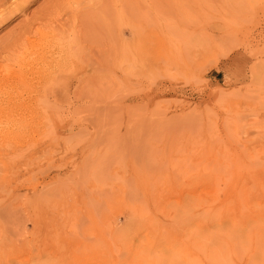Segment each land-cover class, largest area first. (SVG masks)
Masks as SVG:
<instances>
[{
  "label": "rangeland",
  "instance_id": "1",
  "mask_svg": "<svg viewBox=\"0 0 264 264\" xmlns=\"http://www.w3.org/2000/svg\"><path fill=\"white\" fill-rule=\"evenodd\" d=\"M11 1L0 47L45 36L0 60L40 122L0 123V264H264V0Z\"/></svg>",
  "mask_w": 264,
  "mask_h": 264
},
{
  "label": "bare ground",
  "instance_id": "2",
  "mask_svg": "<svg viewBox=\"0 0 264 264\" xmlns=\"http://www.w3.org/2000/svg\"><path fill=\"white\" fill-rule=\"evenodd\" d=\"M4 1H6V0H4ZM59 1V0H58ZM58 1H55V3L53 2V5H56V6H58V5H60V4H58L57 5V3L56 2H58ZM62 1V0H61ZM2 2V1H1ZM11 2H13V0L11 1ZM4 3V2H3ZM6 3V2H5ZM64 4H65V2H64ZM6 5V4H5ZM62 5H63V3H62ZM2 6V5H1ZM4 6V5H3ZM65 6V5H64ZM6 7V6H5ZM5 7L3 8L2 7V9L3 10H5ZM57 8V7H56ZM83 8V7H82ZM54 9V8H53ZM61 9V8H60ZM140 9V8H139ZM1 10V9H0ZM53 11V10H52ZM143 11V10H142ZM138 12H140V11H138ZM51 13V12H50ZM57 13V12H56ZM1 14V13H0ZM3 15H1L0 17H2ZM11 15H8V16H6V17H4L3 18V20H2V22L0 23V26L2 25V24H4L9 18H11L10 17ZM44 17V16H43ZM37 18H38V16H37ZM33 19V18H32ZM36 19V18H35ZM27 20V19H26ZM136 20V19H135ZM36 21V20H35ZM26 22H28V21H26ZM33 22L34 21H30V22H28V24L26 25L25 23H24V27H23V29L20 31V32H16L15 34H16V37L11 41L10 39H12L11 37H10V39L9 40H7L8 38H9V36H8V38L6 39L7 41H9L8 43H7V41L6 42H4L5 44H3V46H1L0 47V60H5L4 62H6V60H8L9 62L11 61L10 59H11V57H8V56H10L11 54L10 53H13V50L14 49H16V48H14L13 50L11 49L12 47H17V46H21V44L24 42V45H25V43L27 44V45H29L30 46V49H33L34 48V46H35V41H29V35H31L32 33H34V34H37V35H41V36H45L42 32H40L39 31V29H37V30H35L34 28H33ZM37 22H39V21H37ZM133 22H135L134 20H133ZM42 24V23H41ZM131 24H133V23H131ZM26 25V26H25ZM130 27H131V25H129ZM44 27H45V25H44ZM38 28V27H37ZM34 29V30H33ZM41 29V28H40ZM125 29V28H124ZM143 29V28H142ZM34 31V32H33ZM147 31V30H146ZM45 32V31H44ZM134 32H136V31H134ZM53 34H55V33H53ZM135 34V33H134ZM146 34V33H145ZM36 35V36H37ZM33 36V35H32ZM35 36V37H36ZM55 36V35H54ZM136 36V35H135ZM13 37V36H12ZM39 37V36H38ZM31 38V37H30ZM33 38H34V36H33ZM41 38V37H40ZM58 38V37H57ZM141 38V36H138V38L137 39H140ZM32 39V38H31ZM36 39V38H35ZM42 39V38H41ZM60 39V38H59ZM136 39V40H137ZM5 40V39H4ZM64 40V39H63ZM71 40V39H70ZM135 40V39H134ZM135 40V41H136ZM141 40H142V38L140 39V40H138V43L139 44H142V42H141ZM48 41V40H47ZM49 41H51V39L49 40ZM66 41V40H65ZM155 41H156V39H155ZM28 42V43H27ZM157 42V45L158 44H163V42L164 41H156ZM44 43V42H43ZM46 43V42H45ZM59 44H61L60 42H58ZM67 43H69L70 44V41L68 42L67 41ZM151 43V42H150ZM149 43V44H150ZM153 43V42H152ZM1 44V45H2ZM53 44V43H52ZM51 44V45H52ZM44 45V44H43ZM47 45H50V44H47ZM46 45V46H47ZM63 45H64V42H63ZM66 45V47H68L67 46V44H65ZM138 45V44H137ZM26 46V45H25ZM45 46V47H46ZM59 46V45H58ZM62 46V45H61ZM156 46V45H155ZM21 47H24L23 45L21 46ZM21 49V48H20ZM44 49H46V48H44ZM68 49V48H67ZM66 49V50H67ZM11 50H12V52H11ZM18 50H19V48L17 49V52H18ZM109 50V49H108ZM33 51V50H32ZM43 51V50H42ZM68 51H69V49H68ZM8 52H10V53H8ZM16 52V51H15ZM36 52V51H35ZM43 52H45V51H43ZM109 52V51H108ZM23 53H24V51H23ZM59 53V52H58ZM57 53V54H58ZM64 53V52H63ZM67 54H68V52H66ZM10 54V55H9ZM13 54H15V53H13ZM22 54V53H21ZM61 54V53H60ZM109 54V53H108ZM64 55V54H63ZM102 55V54H101ZM12 56V55H11ZM15 56V55H14ZM13 56V57H14ZM29 56V55H28ZM37 56V55H36ZM44 56V55H43ZM57 56H59V55H57ZM16 57V56H15ZM41 57V56H40ZM51 57V56H50ZM73 58V57H72ZM13 59V58H12ZM19 59V58H18ZM18 59H16V60H18ZM49 59V58H48ZM62 59V58H61ZM120 59V58H119ZM37 60V59H36ZM38 60H39V58H38ZM51 60V59H50ZM53 60V59H52ZM48 61V60H47ZM121 61H122V58H121ZM4 62H2V63H4ZM8 62V63H9ZM12 62V61H11ZM16 62V61H15ZM1 63V62H0ZM1 63V64H2ZM13 63H14V59H13ZM25 61L23 60V61H18L17 62V66H15V67H18L16 70H14L13 68H15L14 67V65L11 63H9L10 65L8 66H0V68L1 69H4L5 71H6V74L7 75H11V74H14L16 77H19V78H21V79H25V80H27L28 78H29V76H30V74H32L31 73V68H35L36 66L35 65H25ZM28 63V62H27ZM30 63V62H29ZM54 63V62H53ZM74 63H76V61H74ZM15 64V63H14ZM44 64H45V62H44ZM63 64H65L64 62H56V63H54V65L52 66L51 65V68H50V70H49V72H57L58 70H57V68L59 69V68H61L62 66H63ZM70 64V63H69ZM46 65V64H45ZM76 65V64H75ZM68 66H70V65H68ZM74 66V65H73ZM39 67H40V64H39ZM41 68H42V66H41ZM65 68H67V67H65ZM72 68V67H71ZM35 70H36V68H35ZM37 70H38V68H37ZM60 70V69H59ZM0 71H3V70H0ZM33 71V70H32ZM41 71V70H40ZM42 71H44V69L42 70ZM46 71H47V69H46ZM45 72V71H44ZM49 72H47V74L49 73ZM5 73V72H4ZM19 75H18V74ZM34 73V72H33ZM3 74V73H2ZM24 74V75H23ZM46 74V73H45ZM41 75V74H40ZM50 75V74H49ZM63 75L64 74H57L56 75V80H58V81H60L61 79H62V77H63ZM32 76V75H31ZM33 76H35V75H33ZM45 76V75H44ZM0 77H1V72H0ZM41 77H42V75H41ZM48 77V76H47ZM38 78H40V77H38ZM52 77H50L49 79H51ZM0 79H2V78H0ZM4 80H5V78H3ZM8 79H10V78H8ZM15 79V78H14ZM42 79V78H41ZM48 79V80H49ZM12 80V79H11ZM32 80H33V78H32ZM31 80V81H32ZM35 80H37L36 82H38V79L36 78ZM40 80V79H39ZM42 80H45V79H42ZM47 80V81H48ZM9 81V80H8ZM24 81V80H23ZM31 81H29V82H31ZM2 82H5V81H2ZM19 82V81H18ZM6 83V82H5ZM5 83H4V86H5ZM32 83H34V82H32ZM40 83H42V82H40ZM55 83V82H54ZM14 84V83H13ZM35 84H39V82L38 83H35ZM58 83L56 82V85H57ZM3 85V84H2ZM10 85H12V83L10 84ZM17 85L20 87V84H18L17 83ZM39 85H41V84H39ZM46 84L44 83V85L43 86H41V88H40V90H42L41 92H39V95L38 96H46L47 97V94L49 93V89H50V87L49 86H45ZM9 86V85H8ZM21 88H24V90L26 89H28V83L27 82H23V83H21ZM33 86V85H32ZM32 86H30V87H32ZM6 87V86H5ZM7 88V87H6ZM10 88V87H9ZM9 88H7V90L9 89ZM17 88V86H16V84H14L12 87H11V91H7L1 98H0V123H4V125H5V129L7 130V129H9V128H11V127H20L21 129H22V131L24 132H22L23 134V136H24V134L26 135L27 134V132H28V129H29V127L30 126H32L34 123L35 124H37V122H39V121H34V119L31 117V115H30V113H29V111H27V110H29L28 108H30V106L33 104L34 105V103H33V101L31 100V98H33L34 97V94L33 93H35V91L37 90H35L33 93H31L30 91V93L31 94H33L32 96L33 97H31V95L29 96V92L28 91H23V93H22V91H19V90H21L20 88L17 90L16 89ZM33 88V87H32ZM38 88V87H37ZM59 88V87H58ZM1 89V88H0ZM6 90V89H5ZM39 90V91H40ZM51 90V89H50ZM61 90V86H60V89H59V91ZM37 92V91H36ZM1 94V93H0ZM1 96V95H0ZM36 96V95H35ZM39 99V98H38ZM42 101V100H41ZM36 106H38V105H36ZM40 106V105H39ZM45 106V105H44ZM33 107V106H32ZM35 109V108H34ZM42 112V111H41ZM39 114V113H38ZM44 114V113H43ZM40 123V122H39ZM1 124V125H2ZM39 125V124H38ZM5 130V134H4V138H5V140H7V142H11L13 139H14V137L15 136H13V134H12V131H6ZM13 130V129H12ZM15 140V139H14ZM21 140V139H20ZM3 141V140H2ZM9 142V146H10V144L12 143H10ZM14 143V142H13ZM7 145H8V143H7ZM12 145V144H11ZM5 147H7V146H5ZM11 148V147H10ZM13 148V147H12ZM8 148H6V150H7ZM1 150V149H0ZM2 151V150H1ZM0 151V152H1ZM4 152V151H3ZM5 152H8V151H5ZM4 152V153H5ZM12 151H11V149H10V153H11ZM210 257H211V255H210ZM213 257V256H212ZM8 259H9V257H5L4 258V262L5 263H7L8 262ZM10 261V260H9ZM1 262V261H0ZM4 263V264H5Z\"/></svg>",
  "mask_w": 264,
  "mask_h": 264
}]
</instances>
